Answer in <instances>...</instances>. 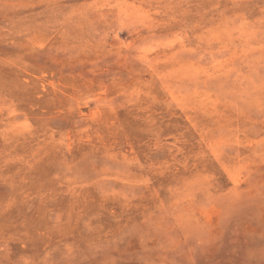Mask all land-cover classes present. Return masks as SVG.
I'll return each mask as SVG.
<instances>
[{
	"label": "rangeland",
	"instance_id": "rangeland-1",
	"mask_svg": "<svg viewBox=\"0 0 264 264\" xmlns=\"http://www.w3.org/2000/svg\"><path fill=\"white\" fill-rule=\"evenodd\" d=\"M0 264H264V0H0Z\"/></svg>",
	"mask_w": 264,
	"mask_h": 264
}]
</instances>
